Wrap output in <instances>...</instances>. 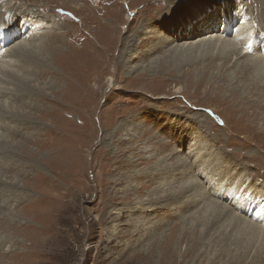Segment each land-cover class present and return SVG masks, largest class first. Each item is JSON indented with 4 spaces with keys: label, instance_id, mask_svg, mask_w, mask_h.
Listing matches in <instances>:
<instances>
[{
    "label": "rangeland",
    "instance_id": "374dc122",
    "mask_svg": "<svg viewBox=\"0 0 264 264\" xmlns=\"http://www.w3.org/2000/svg\"><path fill=\"white\" fill-rule=\"evenodd\" d=\"M158 1L0 0V12L3 11L0 19L4 17L0 22V32L7 33L14 25L23 26L35 21L39 33L36 30L30 34L29 47L33 49L36 46L34 49L42 51L41 56H45L47 66H56L60 72L54 76L56 72L53 70L39 77L32 70L33 75L30 74L28 80H32L31 86L35 85L39 94L29 102L19 92L25 82H19L21 79L13 77L12 71L0 65V264H226L243 254L242 243H237L233 235L228 236L231 226L221 225L218 229L217 225L209 232L210 237L205 238L209 225L215 223L216 218L211 212L203 214L202 204L187 210L183 206L181 215L174 216L171 213L176 203L168 202L163 208L164 201H156V193L159 192L156 189L162 190L159 195L174 194L182 186L191 187L196 183V176L190 171L197 167L198 160L189 157L188 146L193 145L194 136L203 131L206 137L201 139L208 140H205L207 147L213 143L212 151L218 148L221 152L216 154L213 151L212 156L208 155L202 168L207 165L211 171L215 169L213 174L221 170L226 175L229 171L242 169L259 189L256 195L264 200V109L236 106L240 100L255 101V93L245 92L244 97L232 99L234 89L254 78V70L241 77L243 66L254 62V58L236 56L223 69L219 67L222 60H217L212 68L206 61H201L199 66L207 72L208 78L198 89L196 72L195 78L192 77L193 83L183 77L180 86L184 94L177 92L167 80L164 79L163 83L162 78H157L158 70L151 71L153 64L150 62L157 58L160 63L155 69H160L165 61L167 66L161 71L168 73L170 59H162L165 48L153 54L148 61L127 62L122 67L120 53L129 47L125 45L126 37L134 33L143 37L142 30L145 31L149 25L148 10L158 13L166 6V13L173 17L151 25L157 36L164 34L159 32V24L168 30L174 29L173 22L184 16L195 15L193 23L197 20L208 23L210 19L214 23L217 16V26L224 29L220 14L225 6L224 0ZM173 1L182 2L183 7L177 10L170 8L168 4ZM228 1L232 7L231 14L237 8L247 21L250 20L248 30H251L249 33L247 30L244 40L252 37L255 41L259 35L264 36L263 21L258 11L264 0ZM133 6H142L141 12H135L137 9ZM129 24L131 29L128 31ZM27 32L22 30L16 42L24 39ZM148 38L156 43L157 38ZM14 40L10 45L14 46ZM101 42L113 45L114 49L107 51L108 47ZM149 45L140 43L135 49L140 53ZM22 46H18L21 53ZM16 49L11 46L2 54L15 52L12 56L18 59L12 63L14 67L11 70L14 71L23 62ZM131 49L134 48H128L129 55ZM8 57L10 60V55ZM31 69L26 72L31 73ZM175 72L178 77L185 71ZM115 73L119 79L112 92L107 94L109 76ZM97 76L104 79L96 99L93 86ZM128 76L130 81L125 79ZM136 76L138 79L134 78ZM83 83L89 84L88 92L82 87ZM6 90L9 91L8 96ZM191 101L194 105H203L192 109ZM189 109L201 115L200 119L206 114L215 124L205 123L203 127H197L189 118ZM244 111L241 120L240 115ZM29 122L33 124L28 128L26 123ZM120 123L125 126L115 130ZM9 128L14 129L8 131ZM28 132L33 134L30 141L23 139V133ZM9 152L17 155L15 159ZM141 156L150 159L149 163L137 160ZM133 159L137 161L130 163ZM182 166H185L187 175H178ZM131 186L140 189L137 192ZM11 189L16 190L15 194H8ZM201 191L203 189L199 193ZM210 197L218 200L211 193ZM142 200L141 207L154 209L148 212L143 209V215L139 214L141 210L132 215L128 211L123 212V207H134ZM140 217L141 221L150 222L149 225L162 224L154 231L151 229V234H133L134 227L128 223ZM175 224L178 225L171 251L170 234ZM218 233L222 238L227 236V242ZM255 251L243 264H255Z\"/></svg>",
    "mask_w": 264,
    "mask_h": 264
},
{
    "label": "bare ground",
    "instance_id": "6f19581e",
    "mask_svg": "<svg viewBox=\"0 0 264 264\" xmlns=\"http://www.w3.org/2000/svg\"><path fill=\"white\" fill-rule=\"evenodd\" d=\"M160 1H162V0H159L158 2H160ZM224 1H226V2H223V4L225 6L221 10V13H220L221 16L223 17L224 24L222 23V25L224 26V29H221L220 26H217V23H216L217 16L215 18L214 23L211 22V19L209 20L208 23H202L199 20H197L196 23H193L195 21L194 20V16L195 15L194 16H188L187 18L184 16V17L178 18L177 20H175L173 22V25L175 27L174 29L170 28L168 30L166 27H162L159 24V32L160 33H164L165 36H164V34L160 35V36H157V33L154 32L153 27H152V29L150 27H151L152 24H156V23H159V22H162V21L173 19V17L168 16V14L166 13V6H164V10L163 9H159L158 13L150 12L152 9L148 10L149 14L147 16H149V22H147V23L149 25L146 26L145 31L142 30V32H143L142 36L143 37L141 38L139 36H136V33H134L131 37H126L125 45L129 46L130 48H134V49H131L132 53H130V55H129L128 54V52H129L128 48L129 47L125 48V49L123 48L124 51H122L120 53V57H119V58H121V64H122L121 66L125 67V64H127V62L129 63V62H132V61H137V62L138 61L140 62V61H143V60H147L148 61L149 59L152 58L153 54H155L158 51L162 52V50L165 48V52H167V53L162 52V53H164L162 59H165V60L170 59V60H168L170 62V64H168V66H170L168 68L169 69L168 73L165 74V73H163L161 71L164 67L167 66L165 61L162 62V67H161L162 69L161 68L160 69H155L157 67V64L160 63V59L158 60L157 58H153V61L150 62V64H153V66H151V71L158 70V72H160V73L158 74L157 78H162V82L163 83H165L163 81L164 79L167 80V83H169V85L172 84V86L174 87V89L177 92H179V93L182 92V94H184V90H182V88L180 86V82L183 80V77L184 78L187 77V80L190 83H193V78L192 77H194V75L197 73L198 76H199L198 89H199L200 84L208 78L207 72L204 71L199 66L200 65L199 63H201V61H206L209 64L210 68H212L211 66L215 65V62L217 60H222L223 64L221 66H219V67H220V69H223L225 67L227 68V66H228L227 64L230 63V61H232L234 58H236V56H238V58H241V57H243V58H245V57L254 58L255 59V60L253 59L254 62L246 63L243 66L245 72L243 70V73H242V76H241V77H243V76H245L244 73L247 74L248 71L254 70L253 71L254 72V78L248 79V80H250L249 82L247 81L248 83L238 87L237 89H234L233 92H232V99H237L238 97H244L243 94L245 92H248V94L250 93L251 95H253V93H255L257 95V97L255 98L256 99L255 101H253V102L252 101L244 102L243 100L242 101L240 100L237 103L236 106H238V107L240 106L241 109L248 108V107L250 109H255V110L260 109V108L264 109V104H263V102H264V36L259 35L258 37L255 38V41H252V37H248L247 39L244 40L243 38L246 35L248 27L250 26V24H249L250 20L247 21L248 19H246L245 16H243V14H241L242 12L238 11L237 8L235 10H233L235 13L231 14L232 13V9H231L232 7H231V5L229 3L230 1H228V0H224ZM14 4L17 5V3H14ZM43 4H45V3H43ZM168 5L170 6V8L173 7L176 10H177V8L180 9V8L183 7L182 6V2H180V1H177V2L173 1V2H170ZM17 6H19V5H17ZM145 6H146V4H145ZM185 7H187V6H185ZM20 8H21V6H20ZM140 8H135V9H137L135 12H137V13L139 12L140 13L141 12ZM15 9H16V7H15ZM168 11H170V10L168 9ZM258 11L260 12L259 13L260 16L262 17L263 28H264V5L259 7ZM2 12H0V15H2L1 14ZM24 12L25 11H22L21 13H24ZM31 17H33V16L31 15ZM251 17H253V16H251ZM3 19H4V17H3ZM3 19H0V22L1 21L3 22ZM135 19L130 20L129 23L131 24V22L134 21ZM258 21H259V19H258ZM258 21H257V23H258ZM7 22H9V21H7ZM34 22L29 21L28 24H26V25L22 23L23 26L14 25L10 30H8L7 33L0 32V65L2 67H4L5 69L7 68L8 71H12V76L13 77L16 76L18 79H21V81L19 80V82H22V83L25 82L24 87H22L23 86L22 85L21 86L22 89L20 88L21 90L19 92H20V94L22 95L23 98L24 97L28 98L29 102H30V99L32 100V99L36 98V96H38V94H39V92L38 93L36 92V90L38 91V89H36V87H34L35 85L31 86L32 80L31 79L28 80L29 75L30 74L33 75V71L34 70H35L34 71L35 72L34 75H38L39 77H41L43 74L45 75L47 72L53 71V70H55V72H56L54 74V76H56L58 73H60L55 68L56 66H52L51 64L49 66H47L48 62H47V60H45V58H44L45 56H41L42 55L41 54L42 53L41 50H40L41 51V53H40L39 50L37 51V50L34 49V48H36V46L33 49H31L29 47L30 41L28 40V38L31 37L30 34L34 33L37 30V27H38V26L35 25L36 22L35 23ZM55 22H57V21H55ZM260 23H258V24H260ZM3 24L4 23H2V29L5 27V26L3 27ZM38 24H39V22H38ZM130 24L127 25L128 31L131 29ZM6 26H8V25H6ZM44 27H46V26H44ZM24 29L28 30L27 35L25 36L24 39L20 40V42H16L21 37L20 36L18 38V36L20 34L22 35V30L24 31ZM59 29H61V28H59ZM250 30L251 29L248 30V33L250 32ZM118 32H119V30H118ZM38 33H39V31H38ZM40 33H42V31ZM160 33H158V34H160ZM148 37H151V38H154V39L157 38L156 43H154L153 41L151 42ZM13 39H15L14 40L15 42L13 43L14 46L10 45L11 41ZM34 39H35V37H34ZM242 39H243V41H242ZM180 41H182V42H180ZM37 42H39V40ZM140 43H142L144 45H147V44H150V45L139 53L138 51H136L135 48L138 47L140 45ZM33 44H35V43H33ZM37 44L41 45V43L40 44L37 43ZM101 44H103V45L108 47L107 51L108 50L112 51L114 49L113 45L105 44L103 42H101ZM239 44L242 47L241 50H240ZM22 45H24V46H22ZM11 46H12V49L19 48V49H16L15 51H19L20 52L19 55L22 57V58L20 57V60L23 61V62H21L22 64H18L17 71L11 70L14 67V65L12 64L13 60L16 61V59H18V58L15 59V57L12 56V55H14L15 52L13 53V52L10 51L12 53V54L11 53L9 54L10 55V60H9V57H8L9 56L8 53H6L5 55H2L5 51L10 49ZM18 46H22V48H23L22 49V53H21V47H18ZM166 48H167V50H166ZM243 53H245L246 55H244ZM19 55H18V57H19ZM113 57H114V54H113ZM204 57H206V58L204 59ZM5 60H7L8 62H4ZM1 62H3V63H1ZM17 63H19V62H17ZM203 65H205V64H203ZM26 66L29 69H31V67H32L31 73H30V71L28 73L26 72V70L28 69ZM43 68H44V70L39 72V70H41ZM204 68H207V66H204ZM210 68H208V69H210ZM178 70H181V71L184 70L185 72L183 73V75H179L177 77L175 75V73H176L175 71H178ZM0 73L2 74V70H1ZM20 73H23L24 75L19 76ZM4 74H6V73H4ZM8 74H7V76H10ZM139 74H141V73H139ZM139 74H138V76H139ZM129 75H131V74H129ZM138 76H136L134 78L138 79ZM175 77H177V79H175ZM9 78H11V77H9ZM117 78L119 79L118 73L117 74L115 73L114 75H110L109 76V79H108V85H109L108 91L109 92H107V94L112 92V89L116 86ZM247 78H249V76H247ZM103 79H104L103 76H97L95 78V83H94L95 86H93V88L96 91V95H97V96L95 95L96 99L100 95L101 89L103 87V85H102L103 84ZM125 79L130 81L131 77L128 76ZM82 87L85 90H87V89H89V84L88 83H85V84L83 83ZM15 90H17V89H15ZM5 92H6V96H8L7 93L9 91L7 92V90H6ZM10 92L12 94V90ZM87 92H88V90H87ZM186 93H187V91H186ZM3 95H5V93ZM46 96H47V93H46ZM11 97H12V95H11ZM0 98H1V96H0ZM4 98L6 99V97H3V100H4ZM17 98H19V97H17ZM225 100L227 102H229V100L227 98ZM6 101L8 102L7 99H6ZM21 103L23 104V102H21ZM191 103H192V107H191L192 109L193 108H197L199 105H203V104H198V105L195 104L194 105L192 101H191ZM19 106H21V104ZM234 109H235V107H234ZM189 111H190V114H191V116L189 118L192 120V122L197 127H200V126L203 127L205 123H207L208 125L210 124V126H213L215 124V121L211 117L207 116L206 114L202 116L203 117L202 119H200L201 115H198V113H195L194 110L189 109ZM244 115H245V111L242 112V114L240 115V119ZM223 119H224V117H223ZM241 120H243V119H241ZM133 123H132V125H134ZM30 124L32 125L33 122L26 123V126L29 128ZM26 126H25V129H26ZM124 126L125 125H123V123H120V125H117L115 127V130L121 129ZM128 127H129V125H128ZM13 129L14 128H9L8 131H11ZM246 131H248V130H246ZM199 133H200L199 134L200 138H199L198 134L195 135L194 136V144L193 145L190 144V146H188V148H189V151H188L189 157H194V158H196L198 160L197 161V167H195L196 169L192 168V170L190 171L191 175L196 176L195 177L196 183L191 185V187H189V186L183 187L182 186L181 189H179L174 194L166 193V194H163V195H159V194H161L162 190L160 191L157 188L156 191H159V192L156 193L158 195V197L156 198V201H160V200L164 201L163 202L164 205H162L163 208H165L167 206L168 202H172V204L176 203L175 204V208H173L175 210H174V212L171 213L174 216L176 214H179L181 211H183V209H184L183 206H186L187 207L186 210H187V209H190V208H197V207H199L202 204L201 208L203 207L205 210L203 212L202 211L201 212L203 214L206 213V212L214 213L215 216L213 218H216L215 223H213V224L211 223L212 225H209L211 227H210V229L208 228L209 230L207 231V234H205V238L210 235L209 232L211 230H213V228L215 226L219 225L218 229H220L221 225H225L227 227L228 226L232 227V229H231L232 231H229L230 234L228 236L230 237V236L233 235L234 236L233 239L235 238L237 243H242L241 245L243 246V250H242V248H241V250H242L243 254L241 255V257H236L235 256V259L233 260L234 262H228L226 264H243L244 262H246L248 257L254 251V249L256 250L255 251L256 253L253 255L254 258L256 257V261L254 263L255 264H257V262L258 263H260V262L264 263V202H263L264 200L262 201L260 199V197H258L256 195L257 194L256 190L258 189L257 186H256V184L254 183V181L252 179H249L250 177L247 175V173H244L243 170L240 169V168H239V170H236V171H229V173H228L229 175H226L225 173L223 174L221 170L219 171L218 174H213L212 171H213L214 168L211 171V168H209V166H207V165H206V167L202 168V165H203V163H204V161H205V159L207 158L208 155L212 156L214 154V152L216 154H219L221 151L218 150V148H216V149L214 148V150H213L214 152H213L212 151V149L214 147L213 143L210 145V147H207L206 142H205L206 139H204V140L201 139L203 137H206V133L203 132V131H201ZM23 134H24L23 139L25 138L27 141H30L32 139L33 134H30V132L23 133ZM191 139L193 141V138H191ZM209 140L212 141L210 136H209ZM206 141H208V140H206ZM165 146H166V144H165ZM9 155H10V157L12 159H15V157L17 156L13 152H9ZM210 156H209V159L211 158ZM135 160L134 159L131 160L130 163L134 162ZM137 160H142V162H146V163H149V161H150V159H148L147 157L143 158L142 156L140 157V159H137ZM144 160H146V161H144ZM185 163L186 162H184V164ZM210 163H211V161H210ZM184 168H185V166H182V169H180V172L178 173V175H181V173H184V175H187V171ZM217 168H219V167H217ZM132 172H134V171H132ZM224 172H226V171H224ZM137 173L140 176L143 175V174H139L140 172H135L134 174L137 175ZM218 176H219V178H217ZM230 177H232V178H230ZM225 182L226 183L230 182L231 183L230 186L226 185ZM131 188L133 189L134 187L131 186ZM134 189L138 192V190L140 188H138V189L134 188ZM200 189H203V191H201L199 193ZM7 192H8L9 195H13V194H15L16 190L15 189H11V190H8ZM163 192H164V190H163ZM210 193L212 194L213 197L217 198L219 201L216 200V199L211 198L210 197ZM142 202H143V200L139 201V202H136L139 205H136L134 207H130V208L129 207H123L122 208L123 212L128 211L132 215V214L138 213V211L141 210L139 212V214L143 213L144 212L143 211L144 208L140 206L142 204ZM225 204L228 205V206H226ZM229 205H231V206H229ZM149 207L150 206H146L144 210H146L148 212V211L154 209V208L151 209ZM155 208H157V207H155ZM141 215H143V214H141ZM180 215L181 214H179L178 216H180ZM141 217L140 218H136L137 220L134 218L133 219V220H135L134 222L128 223V224L133 225V227H134L133 230H132L133 234L135 232H137V233L141 232L143 235L144 234H146V235L151 234V229H152V231H154V230H156V226L158 227V226H160L162 224L161 222H159L158 225L157 224L156 225L155 224H150L149 225L150 222L148 223V221H146V220L144 222L141 221ZM251 218L254 219L255 221H258V222L257 223L254 222L253 220H251ZM195 219H196V217H195ZM176 225H178V224L174 225L175 229L170 234L171 251H172V248H173L171 246V244L174 241L175 231L177 229ZM214 230H215V228H214ZM226 230H228V229H226ZM233 230L234 231L237 230V231H235V233H233ZM115 232L116 231H114V233ZM221 233H223V232H221ZM143 235L141 236V238L143 237ZM217 235L219 236L220 234L218 233ZM221 238H222V236H221ZM222 239H223V241L226 240L227 236L224 235V237ZM218 240H220V239H218ZM215 242H214V245H215ZM226 242H227V240H226ZM238 246H239V244H238ZM208 250L206 249V251H208ZM225 250H227V249H225ZM234 250H233V252H234ZM188 251H191V249H189ZM205 255H207V254L205 253ZM222 256L223 255H221V257ZM220 259H222V258H220ZM249 259H251V258H249Z\"/></svg>",
    "mask_w": 264,
    "mask_h": 264
}]
</instances>
